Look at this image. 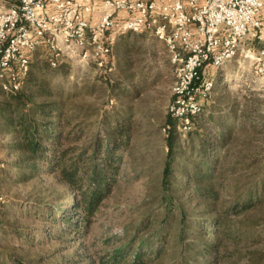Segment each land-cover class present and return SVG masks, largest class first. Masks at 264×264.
Masks as SVG:
<instances>
[{"label": "rangeland", "instance_id": "rangeland-1", "mask_svg": "<svg viewBox=\"0 0 264 264\" xmlns=\"http://www.w3.org/2000/svg\"><path fill=\"white\" fill-rule=\"evenodd\" d=\"M127 35L103 65L64 61L63 71L52 76L53 85L61 84L73 94L74 103L96 109L85 125L95 119L99 122L103 114L119 105L134 108L131 147L112 194L103 201L84 235L63 232L61 226L51 228L53 233L49 234L50 223L38 213L48 204H67L72 195L56 172L25 178L29 170L14 165L18 153L6 145L12 134L0 133V194L7 199L0 218V264H129L142 239L165 237L171 246L184 212L192 218L199 209L208 207L211 199L202 198L197 204L192 190L178 186V179L185 174L180 170L171 188L162 185L167 138L173 126L167 123L168 106L175 97L173 88L178 80L170 48L166 41L146 32ZM263 47L261 40L247 42L236 57L215 73L209 72L207 77L215 81L214 90L204 101L206 107L197 128L184 132L175 123L178 161L190 163L194 159L190 146L214 138L217 128L210 118L213 113L216 121L231 122L228 127L233 130L227 144L232 156L237 151L254 150L262 154L264 163ZM42 53L35 56L42 60ZM113 82L117 88L111 87ZM228 192L227 187L218 190L215 206L219 209L226 207ZM255 215L264 219V206ZM258 228L263 229L264 224ZM24 233L26 237H22ZM120 249L130 256L114 259V252ZM171 253L173 247L165 259L152 264H172Z\"/></svg>", "mask_w": 264, "mask_h": 264}, {"label": "trees", "instance_id": "trees-1", "mask_svg": "<svg viewBox=\"0 0 264 264\" xmlns=\"http://www.w3.org/2000/svg\"><path fill=\"white\" fill-rule=\"evenodd\" d=\"M31 60L19 91L5 93L0 82V133L12 134L6 145L18 153L14 165L29 170L25 178L45 171L56 172L72 195L67 204H48L38 213L50 223L49 234L53 233L51 228L61 226L63 232L84 235L121 176L131 147L136 112L129 104L119 105L103 114L99 122L95 119L85 125L84 121L96 109L74 103L73 94L61 84L52 83V76L63 71V62L54 68L48 56L43 55L42 60L34 56ZM111 87L118 86L113 82ZM205 105L206 102L203 110L195 114L192 131L197 128ZM169 117L167 123L173 126L167 138L168 158L162 185L171 188L175 173L180 170L185 174L178 179V186L192 190L197 204L202 198L211 200L195 217L189 218L184 212L171 246L165 237L142 239L129 264L162 261L170 247H173L172 264H264V228H258L264 219L255 215L264 206L262 154L248 149L232 156L227 144L233 130L232 126L228 127L231 122H218L211 113L217 128L214 138L190 146L194 156L190 163L185 159L178 161L175 152L178 122ZM226 187L228 203L219 209L215 206L218 190ZM123 252V249L115 251L113 258L130 256Z\"/></svg>", "mask_w": 264, "mask_h": 264}, {"label": "built area", "instance_id": "built-area-1", "mask_svg": "<svg viewBox=\"0 0 264 264\" xmlns=\"http://www.w3.org/2000/svg\"><path fill=\"white\" fill-rule=\"evenodd\" d=\"M128 32L167 42L178 73L169 115L189 132L211 98L215 81L209 72L236 57L247 42H264V0H15L0 8L3 91L23 87L39 51L54 68L64 61L103 65L114 36ZM6 202L0 194V208Z\"/></svg>", "mask_w": 264, "mask_h": 264}, {"label": "crops", "instance_id": "crops-1", "mask_svg": "<svg viewBox=\"0 0 264 264\" xmlns=\"http://www.w3.org/2000/svg\"><path fill=\"white\" fill-rule=\"evenodd\" d=\"M15 0H0V8H2V9H5V8H7L10 4H12L13 2H14ZM96 19V18H95ZM126 36H128L127 35V33L125 34V35H115L114 36V44H117L118 45V43L119 42H121V40L123 39V38H125ZM152 36V35H151ZM114 44H113V46H114Z\"/></svg>", "mask_w": 264, "mask_h": 264}]
</instances>
